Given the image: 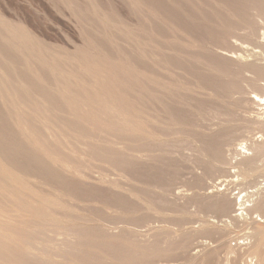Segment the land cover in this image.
<instances>
[{"label":"rangeland","instance_id":"1","mask_svg":"<svg viewBox=\"0 0 264 264\" xmlns=\"http://www.w3.org/2000/svg\"><path fill=\"white\" fill-rule=\"evenodd\" d=\"M246 1L0 0V264H224L248 242L231 218L264 200V156L239 164L264 78L238 56L264 59V13Z\"/></svg>","mask_w":264,"mask_h":264},{"label":"bare ground","instance_id":"2","mask_svg":"<svg viewBox=\"0 0 264 264\" xmlns=\"http://www.w3.org/2000/svg\"><path fill=\"white\" fill-rule=\"evenodd\" d=\"M248 1H251V0H248ZM248 1H246V3H248ZM258 3L261 4L259 6H261V9L264 13V0H259ZM233 5H235L234 2H233ZM262 36L264 39V34H262ZM223 58L225 60L226 59L231 60L230 57L225 56ZM238 59H240V61L243 62V65L246 68H248L249 70H251L255 73V75L257 76V79L253 76V78H255V80H256L255 82H259L260 79L264 78V59L253 60L254 59L253 58L252 60L249 61V60H244L243 57L240 55L238 56ZM221 63H223V62H221ZM222 65H224V64H222ZM224 69H225V66H224ZM256 84H257V86L255 89V92H253V97H251L249 99L248 104L249 105H255L258 108L259 112L256 114V118H254L253 121H251V122H252V125L255 124V126L257 127V129L259 131L258 133H260L261 140L259 142L258 141L257 142L256 141L250 142V144H248V146L246 145V143H244V147H242L244 152L250 151V153H251V157L245 156V154H244L245 157H243V159L239 162V164L243 165L242 172L244 175H248L250 172H252L254 164L257 162L259 156H264V81H263L262 85H258L259 83H256ZM1 159L2 158L0 157V161H1ZM1 164H2V162H1ZM261 165H262V169H264V161L261 162ZM2 166H4V165H2ZM245 168L248 170V172H246V173H244ZM0 170H1V168H0ZM2 175L4 176L3 173H2ZM19 178H21V177H19ZM8 182H9V180H8ZM8 185H9V183H8ZM238 194H240V193H238ZM255 194H257V193H255ZM219 195H220V198L218 201H216L215 205L221 209H224L225 211H228L230 204L232 203V200L227 195H225L223 193H221ZM254 196L255 195H252V196L249 195L247 197H241L239 204H238L241 207V209H239L241 212H240V214L234 215L233 216L234 219L231 218V221L233 220V222L235 221V219L238 220L241 218L242 222H246L248 224V227L251 231L248 230L249 231V233L247 234L248 239H244V240H248V242H246L245 244L244 243H242V244L236 243L235 248L228 246L226 253H225L226 259H225L224 264H264V232H260L257 228L258 225H260V222L264 225V200L260 199L257 202H256L257 199L248 200V198H253ZM234 202H235V205H237L236 201H234ZM246 203H248V205H245ZM252 214H256L257 217H259V220L257 221L255 218H252L249 216ZM233 222H232V224H233ZM229 223H231V222H229ZM229 223L228 224L225 223V224H227V226H232ZM223 226H224V224H223ZM200 227H204V228L213 227L214 228L215 226L213 223H211L209 221H204L200 225ZM215 229H217V228H215ZM221 231H223V230H221ZM224 239H226V238H224ZM224 241H226V240H224ZM197 254H198V252L195 253V256L198 257Z\"/></svg>","mask_w":264,"mask_h":264}]
</instances>
